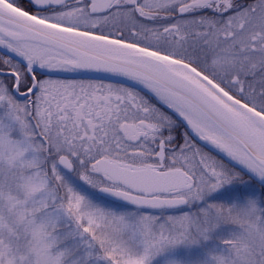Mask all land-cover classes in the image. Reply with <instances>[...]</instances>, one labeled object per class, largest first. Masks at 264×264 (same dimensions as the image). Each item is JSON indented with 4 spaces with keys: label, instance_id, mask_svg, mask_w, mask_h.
I'll use <instances>...</instances> for the list:
<instances>
[{
    "label": "snow or ice",
    "instance_id": "obj_1",
    "mask_svg": "<svg viewBox=\"0 0 264 264\" xmlns=\"http://www.w3.org/2000/svg\"><path fill=\"white\" fill-rule=\"evenodd\" d=\"M0 264H264V0H0Z\"/></svg>",
    "mask_w": 264,
    "mask_h": 264
}]
</instances>
